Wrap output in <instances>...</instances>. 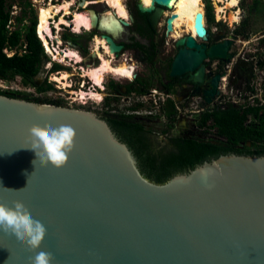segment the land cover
I'll list each match as a JSON object with an SVG mask.
<instances>
[{"label": "water", "instance_id": "water-1", "mask_svg": "<svg viewBox=\"0 0 264 264\" xmlns=\"http://www.w3.org/2000/svg\"><path fill=\"white\" fill-rule=\"evenodd\" d=\"M151 1L146 7L139 0L137 7L157 26L179 0ZM93 14V28L118 57L124 47L116 39L130 23L117 19L115 35ZM177 17L167 20L168 34ZM204 20L206 12L198 13L196 37L175 41L170 75L212 104L228 74L210 73L215 62L231 65V75L252 78L262 62L236 58L234 35H217L208 45ZM36 124L76 130L65 168L40 164L29 137ZM16 201L46 227L40 250L52 254V264H264V156L224 155L157 184L106 119L0 94V203L13 207ZM35 254L0 231V264H32Z\"/></svg>", "mask_w": 264, "mask_h": 264}, {"label": "trees", "instance_id": "trees-1", "mask_svg": "<svg viewBox=\"0 0 264 264\" xmlns=\"http://www.w3.org/2000/svg\"><path fill=\"white\" fill-rule=\"evenodd\" d=\"M7 1L0 0V80L9 82L20 77L25 86L37 87L40 93L53 90V85L47 80L41 86H37L35 81L43 72L45 64L49 62V57L37 36V21L32 20V24L24 26V29L11 31L12 16L7 8ZM242 3L248 16L234 29L233 34L248 41L255 34L253 33L255 21L260 17L264 20V0L250 2L243 0ZM206 17L210 23H215V15L210 3ZM24 20L25 16L18 21L23 22ZM218 25L222 26V23ZM208 31L210 32L209 29ZM261 45L264 47V37L261 39ZM136 46L145 48L139 43ZM6 50L16 51V53L9 56ZM20 50H22L21 53ZM155 57V52H151L152 60ZM262 62L264 65V60ZM223 64L221 62L222 66ZM62 70L64 67L55 64L52 72ZM178 83L177 78L173 79L174 85ZM173 84L165 86L169 94L177 93ZM151 86L148 80H141L133 84L128 93L136 92L138 95H144L148 93ZM114 87L117 88L115 84ZM0 94L20 98L18 96L20 93L10 94L1 90ZM21 99L32 101L27 96ZM34 102L59 106L48 100L38 99ZM203 104L208 105L205 101ZM161 105L159 118H163L165 122V129L162 132L172 145L169 152L156 150L149 140L154 134L153 127H149L133 115L119 112L103 117L119 138L133 150L142 173L152 182L164 184L177 174L189 172L206 161L224 155L264 156V106L245 107L233 103H226L223 106L216 105L197 116L195 119L199 130L197 133L179 137L172 135V137L170 134L176 128L180 117L177 102L168 99Z\"/></svg>", "mask_w": 264, "mask_h": 264}, {"label": "flooded vegetation", "instance_id": "flooded-vegetation-1", "mask_svg": "<svg viewBox=\"0 0 264 264\" xmlns=\"http://www.w3.org/2000/svg\"><path fill=\"white\" fill-rule=\"evenodd\" d=\"M18 1L21 2V3L25 1V3H27L28 0H18ZM54 1H57L58 3L57 4H54ZM59 1L60 0H49V2H48L49 4L47 3L48 4L47 6H50V5L56 6V5H60L61 3H63V1L62 2H59ZM91 1H96V0H75V4H78L79 7L82 8L85 11L83 13H86V14L88 13L87 15H88V17L91 20V25H92V21H93L92 18L94 16L93 12H95V14L98 17L100 23H102L104 26H107V27H110V28H113V29H117L118 30V33L121 31V29H120L121 25L119 24V27H117V25L115 23L117 21V19H123L124 21L130 23V26L129 27H125L123 34H121L116 39L117 40V43L119 45H122L124 47L122 53L118 57H116L114 54L112 55V53L110 52L111 55H112V57H111V55L110 56L109 55H105V56L108 57V59H111V58L118 59L120 57H125L126 56V53L128 51H130V49H131V50H133L135 52V55H137V56H136L135 60L131 58L130 62H135L137 59H139V61H141L142 63L151 64V63H154V61H156V59H157L158 48L161 45H163V46L166 45V40L165 39H162V38H165V36H166V37L170 38L173 41V43H174V50L175 51H174L172 57L169 56L167 58L165 56L166 59H164L165 61L167 60L166 61V65L168 64L167 70H168L169 73L167 71H164V75H165L164 80H165V83L162 86V89H164V90H161V91H164V94L165 93L166 94H169V91L165 88V86H170L171 84H173V79H176V78L171 77L170 72H171L172 63H173V61H174V59H175V57H176V55L178 53V50L175 47V41L177 40V38H175L173 36V32L170 33V34L167 33V20L172 15H174V14H172V12H173L174 9L171 10V11H168L167 10L166 13H165V15L163 16V18H161V20L159 21L158 25L157 26H154L153 23H152V20H151V15L150 14H142L138 10L137 4H138V1L139 0H127V3L128 4L127 3L125 4L126 5L125 10L127 11V14H128L127 18L126 17H121L120 15H118V13H117L118 12L117 11L118 9L116 7L111 6L110 3L107 2L108 0L107 1H103V2H91ZM86 2H88V5L84 7V3H86ZM101 6L105 7V9H107V11L109 9L111 11V14H108L109 12L104 11L101 8H99ZM42 7H46V6H44V5H41L40 6V8L38 9L37 18L36 17L32 18L30 20V25L32 24V20H36L37 21V24H36L37 36L40 39V41L42 42V45L44 44L43 47L45 49L46 54L48 55L49 53L47 51V46H46L44 40L41 38V36L39 35V32H38V27L40 25V11H41V8ZM70 12H71L70 15H63L64 12H60L54 18L49 19V27H50V30L52 29V31H51L52 36L51 37L53 39H51L49 35L46 36V39H47V42H48V46L51 48V42L54 41L56 44H58V47H56V44H54V46L56 48H55V50L51 48V50H53V52H57V49H59L62 52V54H64L65 51L72 50V49H67V48H65V50H63V48H64L63 47V44L66 43L69 47H73V48H76L77 49V50H72V51H75L77 53L79 52V53H81L86 58V57H88V55H90V50H93V49L95 50V44H94V42H96V39L97 38L98 39H101L102 41L103 40L106 41V40L102 38L103 33L100 32L98 28L97 29H94L93 28V25H92V29L91 30H88L86 28H82V30L80 32L76 31L75 30V25H74V18L75 17H74V15H73V13H72L71 10H70ZM79 13H81V12H79ZM60 15H63L62 17H64V18L65 17L67 18V16H71V17H69V20H67V21H69L71 23V26H67L65 24H60V25L57 24L59 28L60 27H64L65 30H66V32L63 34V36H61V38L59 36H56V34H55L56 27L52 23V21L54 19H56V18H59ZM105 16L113 17L114 19L112 20V18H110L109 20H107L108 21L107 23H104L103 22V19L105 18ZM10 24H12V22ZM132 27H133L134 32H131ZM215 38H216V36L215 37H211L208 40L207 44L208 45L212 44L214 42ZM137 43L141 44L145 48L143 49V48L137 47L136 46ZM106 45L109 48V45H108L107 42H106ZM85 50H87V52H85ZM109 50H110V48H109ZM96 51L97 50L94 51V55H91V57L94 58V59H96L98 61V66H99L102 63V59H101L100 55L98 53H96ZM99 51H101V53L103 55L105 54L104 47L100 46L99 47ZM151 52H155V54H156V57L153 60L151 58ZM51 54H52V51H51ZM240 55H242V54H240ZM240 55H237L236 58H238ZM48 57H49V55H48ZM58 58H59L58 60L60 61V59L62 57L59 56ZM69 59L70 58L66 57L65 62L68 61ZM253 59H255V58H253ZM55 60H57V59H55ZM113 60H111V61H113ZM71 61H72V63L70 64V66H74V67L75 66L76 67H80L82 64L85 63V60L83 58H82V61L81 62H76V61H74L72 59H71ZM126 61H129V59H126ZM48 63H51L50 58H49V62ZM55 64H57V63H54L53 66L50 69L46 68L47 63L45 64L44 69H43V72H46L47 73V77L43 81L40 80L39 78H40L41 74L43 73L42 72L35 79V81L37 83V86H41L42 84H44V82L46 80L49 82V76L50 75H54L56 73H59L58 75L59 76H62V73H63L62 71L65 72V71L69 70V68L64 67V66L61 65L62 67H64V70L52 72L53 67H54ZM112 65H117V64H115V62L113 61ZM262 66H263V62H262V65L260 67H262ZM220 68H221L220 71L227 70V73H228L227 74L228 75V81H229V86L230 87H232L235 90L236 87H238V86L240 87L241 86L242 87L241 90H244L245 92H250V91H248V89H249L248 82L251 83V88H252L253 83H254V80L256 78V72L254 73V77L252 78V75L250 73H248V72H246L244 74H239V72H236L235 74H232L231 75L230 74L231 73V65H225V64H223V66H222L221 65V62H220ZM82 70L83 71L84 70L88 71L85 68H83ZM209 72L211 73L212 71L209 70ZM216 72H214V73H216ZM66 73H68V72H66ZM162 73H163V71H162ZM107 75H113L114 77H116L114 74H111V73L105 74L103 88H101L100 86L96 85L92 81L91 78L86 77L84 75H81V78L82 79H86V80H82V82L80 84V87L82 89H84V88H86L85 86L88 83L91 84L92 87L90 88V90H87L88 92H84L83 90L81 91V89H80L81 93L84 92L85 94H87L84 99L82 98L81 93H78V98H79L78 100H84V101L94 99V98H92L90 96V93L91 92H94V94L101 95L102 96V99L99 101V103H103V105H101L102 106L101 110H102L103 116L111 115V114L112 115L117 114V112H115L114 111L115 109L113 108L114 102L115 101H118V97L117 96H120V95H130L131 93L130 94L128 93L129 88L132 87L133 84H136L137 82L143 80V78H144L143 76H139L138 74H135L134 73L135 80L133 82L131 80H133L134 78L133 79H130L128 77L123 78V79H125L128 82L126 84V87H122L121 88L120 87V84L118 85V83H110V85L108 86V89H107L105 87ZM71 77H73V76L70 75L69 76V79ZM119 78L122 79V77H119ZM69 79H67L66 81H63L60 84L64 88H70L72 85H71V82L69 81ZM177 79L179 80V78H177ZM49 84H52V83L49 82ZM114 84H115V86H117V88L114 87ZM64 85H66V86H64ZM173 86H174V89L177 90V92L179 90H181V91L184 92V96L187 99L186 100L187 101L186 103H188V104H190L191 98L194 99V97L196 96L194 94L195 87L193 85H191V84H183V83H181L179 81L178 84H176V85L173 84ZM30 87H33L35 89V91L38 94H40V96H38V97H36V95L27 96L32 101H37L38 99L48 100V101H53V102L57 103L59 106L71 107V108H76V109H80V110L83 109L80 106H74V105H77V102L78 101H76V99L73 98V97L66 98V97L63 96L62 98L51 99L48 96H44L45 94H49L51 91H53L55 89L54 85H53V87H54L53 90L48 91V92H41V93L38 91L37 87H34V86H30ZM106 89L108 91H110L111 93L109 94V96L106 99H103L104 98L103 93L106 92L105 91ZM134 93H136V92H134ZM176 94H171V95L174 96ZM18 96L20 98H24L26 95L19 94ZM81 104L84 105V106H86V105H88V101L87 102H83ZM92 113H94V112H92ZM134 117H136V119H140L137 116H134ZM180 119H181V117H180ZM180 119L178 121V124H177L176 128L171 132V134H170L171 136L172 135L173 136H176V137H179V136H190V135H192L194 133H197V131H199L197 129V126H196L195 121H189L188 124H187V126H184V125H180V123L183 124L184 122H186V119L187 118L184 117V119L182 120V122H181ZM160 137L162 139H160ZM149 140H150V142L153 143L154 147L156 148V150L158 152H169L171 150V148H172V145L170 144V141L168 140L167 136H164V137L159 136V135L157 136L154 133L153 136H150Z\"/></svg>", "mask_w": 264, "mask_h": 264}, {"label": "rangeland", "instance_id": "rangeland-1", "mask_svg": "<svg viewBox=\"0 0 264 264\" xmlns=\"http://www.w3.org/2000/svg\"><path fill=\"white\" fill-rule=\"evenodd\" d=\"M62 1L65 2V1H72V0H60L59 2H62ZM103 1H107V0H96V1H91V2H103ZM242 1L243 0H239L237 8L226 10L228 15H230L231 12L232 13L233 12H236V13L240 12L239 21L231 24L229 21H227V18H224L222 20L218 19L215 0H204L203 12H206V14H207L208 5L210 3L213 7V13L215 15V23H210L208 21L207 17H206V21H205L207 28L210 30V34H211L210 38L215 37L217 35H223L226 38H228V37L234 35L233 34L234 29H236L241 24L243 19L248 16V12L245 10ZM250 1H252V0H248V2H250ZM48 2H49V0H28L27 3H25V1L21 3L18 0H8L7 1V8L9 9V11L12 15V20H11L12 24L10 25L11 31L19 29V28L24 29V26L30 25V20L34 17L37 18L38 9L40 8V6L41 5L47 6L49 4ZM57 3H58L57 1H54V4H57ZM126 3H127V0L122 1V4L124 5L125 8H126V5H125ZM220 5H222V4L220 3ZM99 8H101L104 11H107V9H105V7H103V6H101ZM71 11H72V13H75V12L83 13V12H85L82 8L79 7L78 4H75V6L72 7ZM107 12H109L108 14H111V11L109 9ZM63 15H60L59 18H56L52 21V23L56 27L55 34H56V36H59L60 38L66 32L64 27L59 28L57 25L60 22V18ZM228 15L224 14L223 16L225 17ZM24 16H25V20L23 22H19L18 20L23 18ZM69 17H71V16H67V18L65 17V19L69 20ZM219 23H222V26H219L218 25ZM253 28H254L253 33H255L253 35V37L248 41L244 40L242 38H238L239 42H237V44H235V46H233L232 50L236 55L243 54V55H246L252 59L255 58V63H257L259 61L262 62L264 60V47L261 45V39L264 37V20L262 17H260L257 21H255V25ZM51 31H52V29H51ZM131 32H134L133 27L131 29ZM179 32L182 33L181 37L189 34L188 30L185 27H182ZM50 38L53 39L52 37H50ZM162 39L166 40V45H164V46L161 45L158 48L157 59H156V61H154V63L145 64V63H142L141 61H139V59H137L135 62H130L131 58L135 60V58L137 56V55H135V52L131 49H130V51H128L126 53L125 57H120L118 59L111 58V60L114 59L113 61L115 62V64L127 63V65L129 67L133 66V68H135V74H138L139 76H143L144 77L143 81L148 80V82L151 83L152 86L150 87L148 94L154 95L151 98H149L148 102H146L145 104L142 103L141 100H138V98L140 99L141 96L139 97V95L137 93H132L130 95H120V96H117L118 101L114 102L113 108L114 109L116 108V109H119V111H122L123 109L128 107V105L134 104V105H138L139 107H141L140 109H142L143 113L153 111L154 112L153 115L143 114L142 116H138V115H136V116L140 118L138 120L145 122L149 127H153L154 133L157 136L159 135V136L164 137L165 135L163 134L162 131L165 129V126H164L165 122H164L163 118H159V116L161 114L159 108H161V102L164 99V97H163L164 91H161V90H164V89H162V86L165 83L164 71L168 72V70H167L168 64L166 65L167 60L165 61L164 59H166L165 56L167 58L169 56L172 57L175 50H174V43L170 38L165 36V38H162ZM205 42H208V41H205ZM54 44H56V43L54 41H52L51 42V48L55 50V48L58 47V44H56V47L54 46ZM94 44H95V50H97L96 49L97 42H94ZM63 47H62L63 50H65V48L77 50L76 48L69 47L66 43L63 44ZM95 50L94 49L90 50V55H88V57H86V58L81 53L78 52L79 55L85 60V63L82 64L80 67H76V66L74 67V66H70V64L72 63L71 59H69L65 63L61 62L59 60H55L53 55L47 49L51 63H47L46 68L50 69L54 63H57V64H60L64 67L69 68V70H67L65 72H68L73 77H71L69 79L72 86L70 88H64L55 79V76H59L58 75L59 73H56L54 75H50L49 76V82L54 85L55 89L53 91H51L49 94H45L44 96H48L51 99L62 98L63 96L66 98L73 97L76 99V101H78L77 105H74V106H80L81 108H83L82 110L94 112L97 116L103 118L104 116H103V113L101 110V108H102L101 105H103V103H99V102L95 101L94 99L86 100V101L78 100L79 99L78 93H81L82 90L84 92H88L87 90H90V88L92 87L91 84L88 83L85 86L86 88L82 89L80 87V84H81L82 80H86V79L81 78V75H83L82 69L85 68V69L89 70L90 68L98 66V61L91 57V55H94ZM14 52L16 53V51L6 50V53L9 55L14 54ZM21 52H22V50H20V53ZM100 53H101V51H100ZM104 58L106 60H109L107 56H104ZM126 59H129V61H126ZM113 61H111V62L113 63ZM261 70L263 71L264 69H261ZM162 71H163V73H162ZM62 72H64V71H62ZM46 77H47V73L43 72L39 79L43 81ZM134 80H135V78L131 81L133 82ZM110 83H118V85L120 84V87L122 88V87H126V84L128 82L123 78L121 79L119 77H114L113 75H107L106 85H105V87L107 89H108V86L110 85ZM241 88H242L241 86L236 87L234 92H232V88L231 89L229 88L226 93H227V95L228 94L229 95H233V94L236 95V94H239L242 92L244 93V90H241ZM80 89H81V91H80ZM107 89L105 90L106 92L103 93V95H104L103 99H106L109 96V94L111 93ZM1 90L8 92L10 94L20 93V94L26 95V96H31V95H36V97L40 96V94H38L33 87L25 86L20 77H17L13 81H9V82L0 80V91ZM165 99H167V98L165 97ZM173 100L176 101L178 103V105L182 104L185 108H189V109H196L197 105L202 102V100L197 99L195 97L194 99L191 98L190 104L186 103L187 99L184 96V92L181 90H179L177 92V94L173 96ZM87 101H88V105L84 106L81 104V103L87 102ZM140 103H142L143 105ZM156 118H158V119H156ZM194 118L196 119L197 115H195ZM188 122L189 121L186 119V122H184L183 124L180 123V125L187 126ZM160 139H162V138L160 137Z\"/></svg>", "mask_w": 264, "mask_h": 264}, {"label": "bare ground", "instance_id": "bare-ground-1", "mask_svg": "<svg viewBox=\"0 0 264 264\" xmlns=\"http://www.w3.org/2000/svg\"><path fill=\"white\" fill-rule=\"evenodd\" d=\"M122 1L123 0H108V2L110 3L111 6L116 7L118 10V15H120L121 17H126L128 16L127 11L125 10V7L122 5ZM143 4L146 7H150L152 5V1L148 0V2L146 3L145 0H142ZM216 2V8H217V17L218 19L222 20L224 18H227V21H229L231 24L232 23H236L239 21V14L240 12H231L230 15H228L227 11L228 9H233V8H237L238 7V3L239 0H236L235 3H233V0H215ZM220 3L222 5H220ZM75 5V0L70 1H65L63 3H61L60 5H50V6H46V7H42L41 11H40V25L38 27V32L39 35L41 36V38L44 40L48 51L54 56L55 59H59L58 57L61 56L62 58L60 59V61L65 63L66 57L76 61V62H81L82 58L80 57V55L72 50H67L64 52V54H62V52L57 49V52H53V50H51V48L48 46V42L46 39V36L49 35L50 37L52 36L50 27H49V19L54 18L55 16H57L60 12H64V15H70L71 12V8ZM88 5V2L84 3V7ZM203 8H204V0H179L177 3L174 4L173 7V12L172 14H176L178 15V17L174 20L173 22V27L174 30L173 32V36L175 38L180 39L182 33L179 32L180 29L182 27H185L189 34L193 35L196 37V30H195V18L196 15L198 13H204L203 12ZM88 14V13H87ZM86 13H79V12H75L73 13L74 15V25H75V30L80 32L82 30V28H86L88 30L92 29V25H91V20L88 17ZM169 14V13H168ZM224 14H227L228 16H223ZM94 17V16H93ZM107 17V18H106ZM110 18H112V20L114 19L113 17H109V16H105V18L103 19L104 23H107ZM117 27H119V23L116 21L115 22ZM205 23V20H204ZM60 24H65L67 26H71V23L67 20H65L64 17L60 18V22L58 23ZM104 26V25H103ZM107 29L111 30L115 35L118 34V30L117 29H113L107 26H104ZM171 32V33H172ZM59 41V40H58ZM60 42V41H59ZM97 42V46H96V53H98L102 59V63L99 66H96L94 68L89 69L88 71L84 70L83 71V75L86 77H89L92 79V81L100 86L101 88H103V83H104V76L105 74L111 73L114 74L116 77H122V78H130L133 79L134 78V73H135V68H133V66H128L127 63H122V64H117V65H112L111 59L106 60L104 58L105 55H111L109 48L106 45V41H102L100 39H96ZM102 46L105 49V54H101L99 53V47ZM64 55V56H63ZM113 55V54H112ZM111 55V57H112ZM125 73H130V75H127ZM69 73L63 72L62 76H55V79L59 82L62 83L63 81H66L67 79H69ZM66 86V85H64ZM87 94H85L84 92L81 93L82 98L84 99L86 97ZM90 96L92 98L94 97H101V95L98 94H94V92L90 93Z\"/></svg>", "mask_w": 264, "mask_h": 264}, {"label": "clouds", "instance_id": "clouds-1", "mask_svg": "<svg viewBox=\"0 0 264 264\" xmlns=\"http://www.w3.org/2000/svg\"><path fill=\"white\" fill-rule=\"evenodd\" d=\"M94 99L99 102L102 98ZM29 137L31 148L36 152L40 164L61 170L67 166L70 155L75 150L77 132L66 124L58 127L36 124L29 129ZM0 231L15 235L23 245L36 253L32 264H52V254L40 250L47 236V229L42 222L33 219L23 202L16 201L13 207L0 203Z\"/></svg>", "mask_w": 264, "mask_h": 264}, {"label": "built area", "instance_id": "built-area-1", "mask_svg": "<svg viewBox=\"0 0 264 264\" xmlns=\"http://www.w3.org/2000/svg\"><path fill=\"white\" fill-rule=\"evenodd\" d=\"M205 26L207 27V25L205 24ZM15 54V52H14ZM9 55V56H13ZM220 69V62H215L212 65V72H216ZM261 69H264V66L262 67H256L255 72H256V78L254 80L253 86H252V90L250 92H245L244 93H239L236 95H227V90L232 87L229 86V81H228V75L227 77L222 78V82L220 84V94L215 98V100L213 101L212 104H208L207 106H205L203 104V102L205 101L203 96H198L196 95L195 97L197 99L202 100V102L200 104L197 105L196 109H189V108H185L183 105H178L177 103V108L180 114V117H186L188 121H195L194 116L195 115H200L210 109H212L214 106L216 105H220L223 106L226 103H233L235 105L238 106H251V107H261L264 106V70L262 71ZM232 92H234V89L232 88ZM149 93V92H148ZM144 94V95H139L140 99L138 98V100H141L142 103H146L148 102L149 98H151L152 94ZM226 94V95H225ZM164 99L161 103L166 102L168 99H173V95L171 94H164L163 95ZM165 97L167 99H165ZM194 97V98H195ZM206 102V101H205ZM140 103V104H142ZM143 105V104H142ZM193 107V106H192ZM141 107H139L138 105H134V104H130L128 105V107H126L125 109H123L122 111H119V109L115 108V112L117 113H122V114H126V115H133V116H142L143 114H148V115H153L154 112L150 111V112H142V109H140ZM162 108V105H161ZM161 108L160 112H161ZM183 108V109H182ZM179 117V119H180Z\"/></svg>", "mask_w": 264, "mask_h": 264}, {"label": "snow or ice", "instance_id": "snow-or-ice-1", "mask_svg": "<svg viewBox=\"0 0 264 264\" xmlns=\"http://www.w3.org/2000/svg\"><path fill=\"white\" fill-rule=\"evenodd\" d=\"M145 2L147 3L148 0H145ZM235 2H236V0H233V3H235ZM125 74L130 75V73H125Z\"/></svg>", "mask_w": 264, "mask_h": 264}]
</instances>
